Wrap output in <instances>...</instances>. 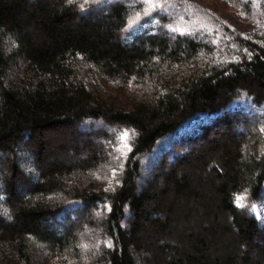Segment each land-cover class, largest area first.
<instances>
[{"label":"trees","instance_id":"1","mask_svg":"<svg viewBox=\"0 0 264 264\" xmlns=\"http://www.w3.org/2000/svg\"><path fill=\"white\" fill-rule=\"evenodd\" d=\"M223 1L0 0V264H264V0Z\"/></svg>","mask_w":264,"mask_h":264},{"label":"rangeland","instance_id":"2","mask_svg":"<svg viewBox=\"0 0 264 264\" xmlns=\"http://www.w3.org/2000/svg\"><path fill=\"white\" fill-rule=\"evenodd\" d=\"M194 1H196V2H200L201 4H203V5H206V6H210L211 8H213V9H215L216 11H219V12H221L224 16H226V17H230V16H234V19H241V17H243V15H242V13L240 12V11H238V10H234L233 8H231L232 6H230L229 4H226L225 3V1H223V0H194ZM240 27H244V26H240ZM123 97H125V98H127V99H131V100H133V101H137V96H136V94H134L133 92H131L129 89H126L125 90V92H124V96ZM98 126V125H97ZM101 126V125H100ZM102 127V126H101ZM80 131L79 132H84V134H85V132L86 131H90L91 130V128H88L87 130H82V129H79ZM87 133V132H86ZM82 138V140H84L85 139V136H82L81 137ZM91 140L93 141V144H94V146L97 148V147H100V145H101V141L100 140H98L97 138H95V137H91ZM86 149V148H85ZM188 151V150H187ZM87 152V150L85 151V153ZM58 155H59V157L61 158V160L62 159H73V158H76L74 155H72L71 153H70V151L69 150H67V149H65V150H63V151H59L58 153H57ZM21 156H19V160H21L20 161V163L21 164H23V163H29V162H32L31 160V157L28 155V154H26V153H21L20 154ZM86 158V155H80V157H78V160H84ZM76 160H77V158H76ZM23 166V165H22ZM149 168V167H148ZM148 168H142V180H144L145 179V177L148 175L147 174V170H148ZM30 179L32 180V181H34L35 182V180H37L36 178H35V176L34 177H30ZM21 194H25V192L24 191H22V193ZM255 209H256V212H257V215H258V217H260L261 215H264V208L262 209V208H260V207H255ZM87 217V216H86ZM55 231H57V232H61V229L59 228V227H56L55 228ZM80 237H81V234L79 235Z\"/></svg>","mask_w":264,"mask_h":264}]
</instances>
